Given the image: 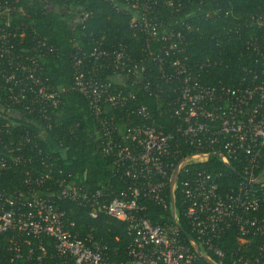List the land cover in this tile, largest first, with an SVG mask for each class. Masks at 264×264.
Segmentation results:
<instances>
[{
    "label": "built area",
    "instance_id": "2783aa9c",
    "mask_svg": "<svg viewBox=\"0 0 264 264\" xmlns=\"http://www.w3.org/2000/svg\"><path fill=\"white\" fill-rule=\"evenodd\" d=\"M104 1L128 18L156 64L137 63L122 43L109 51L99 44L86 57L99 66L109 59L115 73L105 80L80 74L73 82L97 120L101 153L116 186L89 190L44 168L25 172L20 189L0 191V264H225L219 244L231 229L240 247L230 264H264V14L244 21L261 30L245 43L252 63L242 67L244 78L230 87L202 83L211 62L191 65L179 57L190 29L188 0ZM34 3L72 29L89 16L78 0H0V173L37 163L52 130L12 136L10 125L27 116L51 121L61 104L63 89L48 84L41 64L55 48L33 26L17 24ZM154 44L160 45L155 52ZM73 61L82 68L84 57ZM135 87L166 100L172 131L157 127L152 113L138 105ZM112 110L135 124L116 120ZM210 158L231 172V165L240 167L237 181L225 186L223 173L191 168ZM62 203L85 209L91 220L124 224L126 261L112 262L95 228L78 231ZM149 205L159 212L155 223L147 216ZM183 223L195 239L184 238Z\"/></svg>",
    "mask_w": 264,
    "mask_h": 264
},
{
    "label": "trees",
    "instance_id": "16d2710c",
    "mask_svg": "<svg viewBox=\"0 0 264 264\" xmlns=\"http://www.w3.org/2000/svg\"><path fill=\"white\" fill-rule=\"evenodd\" d=\"M188 12L192 16L187 20L189 31L186 33L187 46L183 55L191 65H199L206 61L211 66L203 71L202 83L206 85L236 86L244 78L242 67L252 63V54L246 51L245 43L258 29L256 26H245L244 21L250 20L258 14H264V0H188ZM89 13L86 21L75 28H70L67 22L55 13H45L39 4L34 3L26 8L25 15L18 16L17 24L33 26L41 39L55 48L54 53L47 55L41 61L43 77L55 89H63L61 104L53 114L51 121L38 118L37 121L26 117V122L20 125L11 124L9 131L12 136L27 130L35 134L37 128L51 126L49 139L41 145L38 162L21 165L10 171L0 173V191L9 193L21 188L25 172L33 167L45 169L53 177L60 176L74 180L89 190L109 185L116 186V178L111 174L110 161L101 153L98 136L96 135L97 120L90 116L87 101L73 89L75 78L82 74L102 80L115 73L110 66L109 59H104V66L100 62L86 57L88 53L99 46L105 51L122 43L127 47L132 59L137 63H149L155 69L148 53L144 52V38L131 30L128 18L117 13L104 0H78ZM27 15V16H26ZM167 17V16H166ZM258 33V32H257ZM159 44H154L151 51L155 52ZM75 57H84L82 68L74 66ZM95 63V66H93ZM144 76V75H143ZM142 78V75H141ZM136 95L138 105H143L150 111L157 127L165 131H172L174 121L164 113L166 100L160 101L143 94L136 87L132 89ZM116 120L135 121L125 117L124 113L112 110ZM128 121L125 123L128 125ZM137 123V121H136ZM35 152H37L35 150ZM189 150H186V153ZM230 171L217 158H210L203 164L191 168H202L208 172H221L224 178L221 182L229 186L237 180L240 167L231 165ZM264 169V156L261 160ZM68 218L76 225V229L85 233L89 228L96 230V237L107 245L112 262L126 261V249L129 243L124 224L106 217L91 220L85 209L77 208L70 203H62ZM158 210L149 205L147 216L155 223ZM182 234L184 238H194L185 223ZM255 243L248 249L253 251ZM224 250L230 264V256L240 247L235 229L229 230L219 244Z\"/></svg>",
    "mask_w": 264,
    "mask_h": 264
}]
</instances>
